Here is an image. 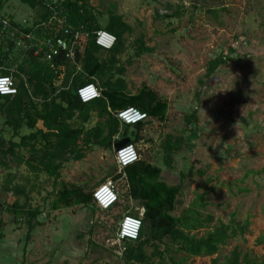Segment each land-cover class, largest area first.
Wrapping results in <instances>:
<instances>
[{"label": "rangeland", "instance_id": "rangeland-1", "mask_svg": "<svg viewBox=\"0 0 264 264\" xmlns=\"http://www.w3.org/2000/svg\"><path fill=\"white\" fill-rule=\"evenodd\" d=\"M57 1L60 0H44ZM88 3L102 25H106L111 10L121 14L131 26L119 55L128 89L133 91L144 82L168 101L166 119L148 118L138 147L142 158L161 167L165 181L180 183L171 214L178 216L191 206L202 217L211 215V221L195 229L197 235L205 234L219 222L243 223L249 219L245 235L229 238L213 256L222 262L234 247L247 257L261 256L264 0H88ZM40 10L39 4L4 0L0 15L27 25L39 18ZM15 32L13 29L8 36L17 42ZM141 41L149 50L137 53ZM16 42L10 52L6 49L12 67L24 53ZM107 53L111 52L99 48L97 56L103 58ZM219 55L230 59L208 76V62ZM78 74L84 76L86 72L80 70ZM191 113L196 119L190 118L187 123L186 117ZM96 120L97 116L92 115L84 128H91ZM28 132L25 126L20 129L21 134ZM10 134L0 116V135L7 139ZM167 135L181 136L182 141L166 162L162 140ZM12 139L18 141L19 136ZM19 152L24 155L22 160L9 161L7 168L0 165L3 233L0 264H124L123 245L115 242L118 222L114 219L115 209L92 212L90 207L81 205L54 211L49 208L52 191L57 190L61 181L80 185L88 192L109 171L113 173L116 170L113 147L93 145L78 160L70 154L68 161H62L56 186L52 185L53 177L43 171L29 170L23 162L26 150L20 148ZM7 173H11L10 187L19 185L22 192L4 188ZM123 183L119 185L120 194L124 191ZM14 201L26 202L41 211L36 217L38 224L29 233L25 219L14 217L8 208ZM125 202L120 197L118 205ZM128 203L130 210L140 205L132 199ZM165 243L169 248L157 264H210L211 257L183 255L168 239L160 245L161 249Z\"/></svg>", "mask_w": 264, "mask_h": 264}, {"label": "trees", "instance_id": "trees-1", "mask_svg": "<svg viewBox=\"0 0 264 264\" xmlns=\"http://www.w3.org/2000/svg\"><path fill=\"white\" fill-rule=\"evenodd\" d=\"M3 1L0 0V10ZM22 1L31 6L39 4L40 19L29 26L8 18L11 27L7 30L0 27V75H11L17 86L15 94L0 95V116L4 126L11 130L7 139L0 135L2 168H7L9 161L22 160L24 155L19 150L23 148L27 152L23 162L29 170L43 171L53 177L52 185L56 186V180L61 176L62 163L68 161L70 154L78 160L84 156V150L93 145L110 149L115 143L128 139V142L136 146L139 159L123 169L126 183L124 191L121 194L118 191V202L108 209H99L92 198L94 188L85 192L80 185L61 181L57 190L52 191L53 198L49 208L54 211L81 205L90 207L92 212L95 209H115L114 219L117 220L122 212L128 211L138 215L139 209H142V226L138 237L135 240L121 241V258L124 264H157L163 258L164 250L169 248L166 243L164 249L160 247L165 239L175 244V250L183 255L211 257L210 264H264V253L258 257H247L242 255L237 247H234L222 262L213 256L229 238L245 235L250 224L249 219H245L243 223L219 222L205 234L197 235L195 229L211 221V215L202 217L191 206L185 208L178 216L171 214L180 192V183L165 181L161 177V167L142 158L141 149L138 147L143 139L141 132L148 118L159 121L166 119L168 101L156 88L144 82L133 91L128 89L123 77L125 67L119 63V55L124 50V38L131 26L122 16L110 10L108 21L102 26L91 10L88 0H60L56 3H46L44 0ZM63 16L72 29L88 33L73 47L74 58L66 56L64 50L47 60L42 53L34 54L33 48H24L22 61H17L15 67H12L13 62L7 58L9 54L6 49L10 52L16 41L15 38H10L8 33L15 29L16 38L18 31L33 33L40 39L63 36V26L57 20L52 23L47 21L48 18ZM99 28H104L116 36L113 47L109 49L111 53L105 54L103 58L96 55L100 47L94 42V31ZM138 46L137 53L149 50V47H144L143 41ZM228 59L230 57L225 55L212 58L208 62L206 74L209 76ZM80 70L86 72V75L79 76ZM58 79L60 80L57 82ZM87 81L100 83L101 96L84 103L77 97L75 89ZM126 106H135L144 111L147 119L134 124H122L115 114ZM92 115L97 116V120L91 128L85 129L84 124ZM190 118L195 120L196 116L193 113L188 115L187 123L191 122ZM22 126L30 132L21 134ZM15 136H19L18 141L12 139ZM181 141V136L164 137L162 145L166 162L170 161L180 148ZM10 174L7 173L4 188L22 192L19 185L13 184L10 187ZM119 174L116 170L113 173L109 171L101 182L108 178L115 179ZM120 197L126 200L125 204L118 205ZM129 199L137 200L139 207L130 210ZM8 208L12 210L14 217L21 216L25 219L28 233L38 224L36 217L41 213L38 207H29L26 202L20 204L14 201ZM1 228L0 221V230ZM2 237L3 233L0 231V239Z\"/></svg>", "mask_w": 264, "mask_h": 264}, {"label": "built area", "instance_id": "built-area-1", "mask_svg": "<svg viewBox=\"0 0 264 264\" xmlns=\"http://www.w3.org/2000/svg\"><path fill=\"white\" fill-rule=\"evenodd\" d=\"M57 22L63 26V36L47 37L40 39L33 33L17 31L23 39L29 41L28 47L33 48L35 53H42L47 60L54 55L65 50V55L74 58L73 47L80 43L88 33H83L77 29H72L66 23L65 17H59ZM0 27L7 30L11 27L9 20L0 15ZM116 36L104 28L94 31L95 44L104 50L113 47ZM77 97L81 102H89L101 96V89L96 82L87 81L75 89ZM17 92V86L11 75H0V95H13ZM115 116L122 124H134L147 119V114L135 106H126L116 112ZM114 162L116 165V173H120L118 178H108L100 182L92 191L93 202L99 209H108L119 200V184L118 181L126 183V174L124 167L133 164L139 159V152L132 142H126L114 150ZM138 215L131 214L126 211L122 213L118 223L115 236V242L123 240H135L142 226V209H139Z\"/></svg>", "mask_w": 264, "mask_h": 264}, {"label": "crops", "instance_id": "crops-1", "mask_svg": "<svg viewBox=\"0 0 264 264\" xmlns=\"http://www.w3.org/2000/svg\"><path fill=\"white\" fill-rule=\"evenodd\" d=\"M117 14H119V13H117ZM119 15H121V14H119ZM58 18H59V17H58ZM39 19H40V17H39V18H35V19L32 20V23H31V24H27V25L30 26V25H32L33 23L38 22ZM56 19H57V18H55V17H54L53 19L48 18L47 21H48L49 23H52V21H56ZM97 19H98V18H97ZM42 21H43V20H42ZM42 21H41V22H42ZM98 21H99V20H98ZM99 22H100V24H101L102 21L100 20ZM128 24H129V23H128ZM101 25H102V24H101ZM102 26H104V25H102ZM34 29H35V28H34ZM34 29H33V30H34ZM27 33H29V32H27ZM17 43H18V44H21V46H22L23 48H25V49L30 48V47H28V45L30 44V42H29V41H26L25 39H23V38L21 37L20 34H18V36H17ZM33 53L36 54L35 51H34ZM96 55H98V52H97ZM99 58H101V57H99ZM21 61H22V56H21V58L18 59V62H21ZM12 70H13V69H12ZM59 78H61V75H60ZM59 80H60V79H58L57 82H58ZM96 83H97V85L100 87V83H99L98 81H96ZM116 178H118V177H116ZM120 182H121V181H118V184H119V185H120ZM123 184H124V183H123ZM122 213H124V212H122ZM122 213H121V215H122ZM118 221H119V220H118ZM117 223H118V222H117Z\"/></svg>", "mask_w": 264, "mask_h": 264}, {"label": "water", "instance_id": "water-1", "mask_svg": "<svg viewBox=\"0 0 264 264\" xmlns=\"http://www.w3.org/2000/svg\"><path fill=\"white\" fill-rule=\"evenodd\" d=\"M128 141V139L126 140H123V141H119L117 143H115L112 147H113V150H116L118 149L119 146H121L122 144L126 143Z\"/></svg>", "mask_w": 264, "mask_h": 264}]
</instances>
